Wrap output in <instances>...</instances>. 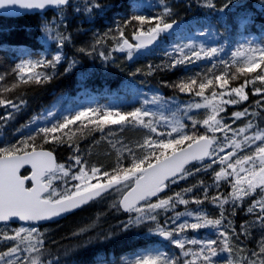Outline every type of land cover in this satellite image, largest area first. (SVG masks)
<instances>
[{
    "label": "trees",
    "instance_id": "1",
    "mask_svg": "<svg viewBox=\"0 0 264 264\" xmlns=\"http://www.w3.org/2000/svg\"><path fill=\"white\" fill-rule=\"evenodd\" d=\"M98 3L99 7L93 8L97 0H70L64 9L46 14L0 17V100L5 101L0 104V148L18 145L13 154L33 148L53 152L58 166H65L60 173L58 168L51 177L58 192L74 189L78 181L72 180L71 176L78 175L80 167L90 176L93 167L100 170L89 183H106L104 173L109 174L108 178L123 175L124 169L131 167L134 161L152 155L144 141L158 139L159 134L145 125L136 127L138 129L128 125L118 137L122 136L126 141L124 148L118 145L112 147L107 142L104 134L110 129L108 125L101 130L92 122L81 130L76 129V124H71L47 135L40 131L74 115L77 112L75 104H81L77 97L84 100L82 109H111L121 113L141 109L154 116L157 120L154 127L165 139L180 132L192 137L191 141L199 136H211L217 142L220 132L210 133L208 129L211 130L213 120L208 115L206 103L221 96L223 111L220 117L231 125L229 131L245 132L250 143L247 147L252 144L264 146L254 140L257 135L264 136V95L255 92L256 88L264 91V82L256 79V72L264 75V69L237 73L241 58L239 55L229 56L226 51L199 60L192 58V63L172 67L181 58V54L174 49L182 46L187 39L200 40V45L213 42L221 45L225 40L227 50L236 46L237 38L245 39L254 48L264 46L261 0H232L223 13L218 9L229 0H98ZM241 3L247 4L249 15L254 18L253 23L240 24L238 13ZM209 4L214 7H208ZM137 15L148 17L151 23L141 25L134 19ZM157 16L167 22H179L177 32L163 38L152 49L138 51L131 58L128 53L120 51L123 40L133 43L137 30L146 31L149 26H155L153 18ZM45 28L49 31L45 32ZM210 30H214L217 36ZM197 31H203L204 35ZM57 33L70 37L62 49L58 40L54 39ZM81 48L85 51L81 52ZM58 50L62 51L63 58L55 69L40 66L33 70L41 73V82H37L27 69L24 74L16 70V66L26 60L51 59ZM184 51L191 56L190 50ZM73 61L83 66V73L65 71ZM149 68L152 69L150 75L147 74ZM43 74L50 79L44 80ZM216 76L228 79V85L221 88L220 83L215 82ZM190 79H197L198 82L213 80L214 83L205 89L203 96L195 95V91H199L198 85L193 92L184 93L173 87ZM240 86H244L247 100H240L231 93V88ZM229 94L239 102L223 103L229 99ZM9 101L18 107L9 106ZM258 101L261 103L258 104ZM197 104L204 106L205 110L197 108ZM48 111H53V114L47 117ZM237 112L245 114L236 117L234 114ZM176 118L179 122L173 132ZM206 120L209 124L204 123ZM141 145H144L143 149ZM247 157L257 158L249 153ZM77 158L82 161L80 165L75 163ZM258 161L255 160L256 165H259ZM209 163L206 160L190 167L184 178L172 184L167 193L151 201L159 203L170 197L176 199L177 193L188 201L181 205L176 200L175 207L157 209L155 221L143 219L125 229L124 224L134 218L121 213L115 200L110 201L105 196L60 223L37 229V240L43 238L44 241L35 242V246L31 247L33 254L27 258L35 261L33 264H124V260L140 254L163 252L173 258L179 257L183 262L184 257L176 245L170 240L172 245L157 240L159 227L174 235L180 232L178 222L175 220L173 224V220L181 214L180 218L186 220L196 216V222L200 223L205 220L221 222L214 228H185L180 232V239L202 242L185 245L186 251L199 254L189 255L188 260H195V264H261L264 260V256L260 255L261 248H264V225L259 220L264 213L261 212L262 206L257 205L264 197V189L258 184L253 192L247 191L239 199L234 198L233 191L227 193L229 183L227 187L223 184L217 191ZM64 172H68L69 176L65 177ZM61 184H64L62 188ZM197 200L200 202L197 203ZM249 208L253 211L249 212ZM4 225L10 229L18 224ZM8 235L7 232L0 236V264H26L20 255V252L24 254V250L17 243L18 239ZM209 240L218 241L213 245L215 255L208 249L200 253L201 247ZM13 249L19 250L14 255H5Z\"/></svg>",
    "mask_w": 264,
    "mask_h": 264
},
{
    "label": "snow or ice",
    "instance_id": "2",
    "mask_svg": "<svg viewBox=\"0 0 264 264\" xmlns=\"http://www.w3.org/2000/svg\"><path fill=\"white\" fill-rule=\"evenodd\" d=\"M232 3V0H229V3L224 4V6L218 9L221 13H223ZM69 4V0H0V9L3 8H13L19 7L21 9L33 10V9H44L48 6H65ZM262 11H264V0H261ZM99 7V3L97 0V4L93 5V8ZM208 7H214V5L209 4ZM240 11L238 13L239 22L241 25L251 24L254 22L253 16L249 15V9L246 3H241L239 5ZM135 20L139 21L141 25L150 24L148 17L143 15H137L134 17ZM156 23L155 26H149L147 30H137V39L140 40L139 43L134 46L128 44L127 41H124L127 44L129 49L133 47L137 50L142 49L148 45L153 44L154 41L157 40L158 36L172 28V26L176 23V21L167 22L164 21L161 17L157 16L153 18ZM45 32L49 30L47 28L44 29ZM200 35H204V32L201 31ZM54 39L58 40L59 46L62 49L65 46L67 41H70L69 36H62L57 33ZM185 48H188L191 52V56L187 52L184 51ZM123 50V47H121ZM81 52L85 51V49L81 48ZM174 51L179 52L181 54V58L177 59L175 63L172 64V67H176L177 65H183L185 63H192V58L199 60L201 58L212 57L218 54L221 49L217 47H210L205 49L203 45L200 46V50H196L191 44H187L184 46H177ZM203 54V57L202 55ZM129 56L132 55V52L129 51ZM242 56L243 65L238 66L236 68V72L240 74L252 73L256 72L257 68L264 69V46L262 47H248L245 48L243 45L237 51L232 53L233 57ZM63 58L62 51L58 50L56 54L51 59L45 60H26L21 64L16 66V70L24 74L26 69L27 72L34 75L37 82H41V73H35L33 70L37 69L40 66L43 68H52L55 69L57 64L61 62ZM75 61L69 65L65 71H70L74 66ZM139 71V70H138ZM152 69L149 68L147 74H151ZM23 78V76H22ZM31 78V77H30ZM238 78V77H233ZM43 79L48 80L50 77L47 74H43ZM256 79L264 82V75H261L259 72H256ZM215 82H219L221 88L225 85H228L229 80L222 77L216 76ZM214 83L213 80H208L207 82H198L197 79H190L187 82H183L179 85H173V87H178L179 91L184 92H193L198 85L199 91H195L196 96H203L204 91L209 85ZM256 94L264 95V91L261 88L255 89ZM231 93H234L235 96L239 97L240 100H247L248 97L245 94L244 86L233 87L231 88ZM215 95V93H214ZM223 95V93H220ZM239 101L232 98L231 94H229V99L224 101L223 103H231L236 104ZM4 100H0V104H4ZM261 103L258 101V104ZM9 106L18 107L8 102ZM197 108L201 107V105L197 104ZM223 111V109H220ZM247 109L245 110V113ZM245 113L237 112L234 115L236 117H240ZM118 117V119H112V117ZM149 113L145 111H141V109H135L134 111L121 113L120 111H114L111 109L100 111L96 108H84L74 115L65 117L63 122L55 125L51 128H41L40 131L47 135L52 132L55 133L57 129H64L68 125L74 124L77 121L82 119H89L93 123H96L97 127L102 130L104 125H117L123 124L125 122L132 123H140L144 124L145 127L148 125L145 124L144 118L148 117ZM213 121H216V127H219V121L215 116L211 118ZM205 124H209V121H205ZM153 133L157 132L155 127L151 128ZM176 130L173 129V132ZM171 136V134H169ZM31 139V138H30ZM193 138L188 135H179L178 138L171 137L165 139L163 134H159L158 139L145 140L144 145H147L149 151H151V156H145L144 159L139 160L138 162L134 161L129 168L124 169L123 175H111V178H108V173H104L105 179H107V183H89L88 181L97 177L99 173V169L93 167L91 169V177L86 173L83 167L79 168L78 175H72L71 179L74 181H83L84 183H77L74 185V190L68 191L67 189L64 192H57L54 185L51 182V177L54 175V164L52 161V153L51 152H37L35 148H33L31 154L36 156L37 154H42V159L46 162L40 166L39 172L31 173L30 176H21L18 174L20 170V166L13 165L10 163L11 155L15 151L17 146L11 148H0V155L8 157L7 160L3 162L4 168L8 171V175L5 182V190L2 195H0V222H7L12 218H18L20 221H41L46 220L55 216H58L62 213H65L71 209L78 207L80 204L86 203L87 200L91 199L94 195L99 196L102 190L113 188L116 185L124 184L125 186L131 184L133 181L135 182V187L132 188V191L125 196L124 200L121 202L124 206V210L126 212L132 213L135 212L137 214V219L133 221L131 218L124 224V228L126 229L132 223H140L143 219H148L155 221L157 219L156 210L161 208H166L168 206L175 207L176 200H178L179 204L185 205L188 203L187 200L180 198V194H176V199L169 198V200H160L159 203H152L151 197L156 196L158 192L161 191L162 187H167L169 184H174L178 179H183L184 175L187 173V169L185 165L189 163V160L202 161L204 157L210 156L212 153V141L209 140L205 136H199L196 139L195 149H193L191 140ZM254 140L260 141L264 144V136L257 135L254 137ZM185 141H190L187 149L183 147ZM23 143V142H22ZM144 145H141L143 149ZM170 150V154H169ZM256 152L259 154L257 158L253 157H245V163L255 164V160L258 159L261 167L259 168L258 175L255 171H252L251 177L248 180L249 188L254 187L253 180H259V186L264 189V146H258L256 148ZM158 153V154H157ZM20 156V155H16ZM75 163L80 165L82 161L77 158ZM220 163L223 164L224 160L221 159ZM237 163H241V161H237ZM64 165H59L58 168L60 171L64 170ZM211 167V165H209ZM228 167L232 168L233 165L231 162L228 163ZM199 171V169H197ZM241 171H245L244 168H241ZM38 175V179H37ZM225 173L223 171L216 173V179L219 180ZM64 176L68 177L69 173L64 172ZM31 181L32 186L26 187V182ZM39 183L42 185V189L37 192L36 185ZM241 181L237 178V184H240ZM65 185H67V180H65ZM187 191H191L188 189ZM240 191V189H237ZM245 194H247V189L244 190ZM207 192V189H205ZM141 202L142 205H141ZM200 201L197 200V203ZM249 212H252L253 209L249 208ZM261 212L264 213V207L261 208ZM181 214H177L175 219L173 220V224H175V220L180 218ZM188 215H191L189 213ZM259 222L261 225H264V216L260 217ZM221 222L220 220H205L203 223H191L187 222L179 224L180 232H183L185 228H190L193 230L205 228V227H216ZM20 232L26 231L25 228H20ZM30 233H36V228L28 229ZM180 232H177L175 235L173 232L167 231L164 227L158 228V234L160 236L169 239L173 244H175L180 250L184 257L183 262H181L179 257L173 258L170 255H167L163 252L153 253H145L140 254L135 257L134 260L128 262V264H195V260H188L187 257L189 255L198 256L197 253H192L190 250H185L186 244L197 245L202 242L197 239L183 240L178 238ZM19 234V233H18ZM224 236V233L220 234ZM227 237H225V240ZM218 243L217 240H209L206 245L202 246L200 249V253H203L205 249L211 250L212 254L215 255V249L213 245ZM19 249H13L9 253H6V256L14 255L16 251ZM260 255L264 256V248H261ZM207 259V257H205ZM261 264H264V260H262Z\"/></svg>",
    "mask_w": 264,
    "mask_h": 264
},
{
    "label": "rangeland",
    "instance_id": "3",
    "mask_svg": "<svg viewBox=\"0 0 264 264\" xmlns=\"http://www.w3.org/2000/svg\"><path fill=\"white\" fill-rule=\"evenodd\" d=\"M212 31L215 35V31L214 30H210ZM200 31H197L196 33H199ZM198 35V34H197ZM187 37H190L189 35H186ZM185 36V37H186ZM195 36V35H193ZM217 36V35H216ZM183 37V38H185ZM221 39V38H220ZM219 40V38L217 39V41ZM223 40V39H221ZM241 40H245L242 38H237L236 41V46H234L231 49L226 48L227 46V41H222L221 45H217L216 42H213L211 44H204V48H210V47H217L219 49H221V51H226V53H228L229 56H232V53L234 51H237L240 46H241ZM248 42V41H247ZM200 43L201 41H197L195 39H187L186 41H183L182 46L187 45V44H191L193 47L196 48V50H200ZM245 48L250 47V45L248 47H246L245 45H243ZM184 50H189L188 48H185ZM120 51H121V47H120ZM124 51V50H122ZM132 55L129 56L130 58L135 56L138 53V50H132ZM233 57V56H232ZM240 59V66L243 65V58L242 56L239 55ZM71 70L77 72V73H83L84 72V68L82 65H79L78 63H75L74 66L71 68ZM79 99L80 102H82L83 100L80 97H77ZM222 97L218 96L215 97L213 100H210L206 103V105L209 108L208 111V115L210 117L215 116L216 119L219 121V127H216V121H213L212 124V128L209 131L210 133L212 131H216V132H220V135L218 136L217 142H216V147H214V150L212 151L211 155L209 156V164H208V168H210L211 170V176H212V180L214 185H216V189L217 191L220 190L223 187V184H225L224 187H227L228 183L230 184V187L228 188L227 193H232L233 191V196L236 199H239L242 195L245 194V189H247V191L253 192L259 184V180L254 179L253 180V184L255 185L252 188H249L248 185V180L251 177L252 171H255L258 175L259 172V168L261 167L260 163L259 165L252 164V163H245V157L248 156V153L250 155H254L256 157H258V153L256 152V148L258 147V145L252 144L251 147H247L250 143L247 142V135L245 132L240 131V132H235L233 130H230L231 125L230 124H226L225 123V118L220 117L221 115V108H222ZM204 110L205 107L201 106ZM54 111H57V109H55ZM53 114V111H48L47 112V117L51 116ZM118 119V118H116ZM171 120V118L169 119ZM176 122L173 126V129L175 128L176 124L179 122V120L176 118L175 119ZM145 124H147L150 129L154 127V125L157 123V120L154 118V116H148L144 118ZM92 121H88L86 118L82 119L80 121L75 122L74 125L76 127V129H83L86 125L91 124ZM167 123V122H166ZM129 126H131L132 128L138 129L136 127H142L144 124H140V123H132V122H125L123 124H117L115 125V128H111L113 125H108L110 129H107L105 131L104 137L107 140V142L112 146H119L120 148H124L126 145V141L124 140V138L121 136L119 139V135L122 134V132H124V130ZM106 125H104L103 127H105ZM95 130V129H94ZM75 132V131H73ZM73 134V133H71ZM156 134H160L159 130H157ZM179 135H183L180 132L178 133V135L174 136L176 138L179 137ZM186 135V134H184ZM189 136V135H188ZM188 142L185 141L184 144ZM170 152V150H169ZM223 159L224 163L221 164L220 160ZM237 161H241V163H237ZM203 162V161H201ZM231 162V164L233 165L232 168L228 167V163ZM259 162V161H258ZM209 165H211V167H209ZM241 168H244L245 171H241ZM223 171L225 173L224 176H222L219 180L216 179V173L217 172H221ZM61 171H59L60 173ZM89 177H91L89 175ZM237 178L240 179L241 183L237 184ZM91 180V179H90ZM89 180V181H90ZM88 181V182H89ZM77 183H84L83 181H78ZM76 183V184H77ZM64 186V184H61V188ZM233 189V190H232ZM237 189H240V191H237ZM74 190V189H73ZM56 191L58 192V188L56 187ZM124 194V192L122 194L119 195V197L116 199L115 203L118 206V202L119 199L121 198V196ZM115 196V195H113ZM257 206H264V197L259 200V205ZM126 215H130L133 219V221H135L137 219V214L135 212L132 213H127ZM178 222V224L181 223H185L187 222L188 224L191 223H197L196 222V216L190 217L188 220L184 219V218H179L178 220H176ZM22 228V226H19V228L11 235V237H16L18 238L20 241H18V244L23 241V245H21V247L23 249H25V245L28 244V250H27V254L29 255L30 252H32V248L35 246V242H39V243H43L44 239L42 238L41 240H37V231L36 233H30V231H28V229H31V227H23L26 229V231L24 232H20L19 229ZM4 233H7L6 230H0V235H3ZM19 233V234H18ZM36 235V236H35ZM173 244V243H172ZM175 245V244H173ZM23 253V252H22ZM155 254V253H154ZM25 255V254H24ZM23 256V254H22ZM27 257V256H26ZM24 257L22 259L23 262H25L26 264H31L32 260L30 258H26ZM136 256L128 258L126 260H124V264H128L129 261L134 260Z\"/></svg>",
    "mask_w": 264,
    "mask_h": 264
},
{
    "label": "water",
    "instance_id": "4",
    "mask_svg": "<svg viewBox=\"0 0 264 264\" xmlns=\"http://www.w3.org/2000/svg\"><path fill=\"white\" fill-rule=\"evenodd\" d=\"M66 6V5H65ZM65 6H48L44 9H33V10H27V9H21L19 7H13V8H3V9H0V17H6V18H18V17H21L22 15H34V14H41V13H47L49 10H54V9H63ZM179 26V23H175L172 28H170L169 30L161 33L160 35H163V36H168L170 35L171 33H173L177 27ZM159 35V36H160ZM159 36L157 38L156 41L153 42V44L151 45H148L144 48H149V47H152L153 45H155L158 40H159ZM137 34L133 36V41L135 44L139 43L140 40H138L137 38ZM127 41V40H125ZM128 42V41H127ZM128 44H131L133 45L132 43L128 42ZM134 46V45H133ZM122 47L126 50V51H129L131 49L128 48L127 44L124 43V41L122 42ZM134 48V47H133ZM132 48V49H133ZM209 140H211L210 138H208ZM212 141V140H211ZM195 143L196 141L192 142V146H193V149H195ZM213 145V143H212ZM188 146L184 147L185 149H187ZM37 152H50L49 150H45V149H40V150H36ZM32 151L30 152H26V153H31ZM26 153H23V154H11V161L10 163L13 164V165H17V166H20V170L18 172V174L21 175L22 171L23 170H29L30 171V174L28 176L31 175V173H37L39 172V169H40V166L43 164V163H46L43 159H42V154H37L36 156H33L31 154H26ZM52 153V152H51ZM16 155H20V156H16ZM208 157V156H207ZM207 157H204V159H206ZM8 157H5V156H0V195L3 194L4 190H5V182H6V178H7V175H8V171L4 168L3 166V162L5 160H7ZM52 161H53V164H54V170L56 169V158L54 156V154L52 153ZM195 162H198V161H195V160H189V163L185 165V168L189 167L190 165H192L193 163ZM22 176V175H21ZM37 179H38V175H37ZM27 183H30V185L32 186V182L31 181H27ZM30 186V187H31ZM117 186V185H116ZM114 186V187H116ZM113 187V188H114ZM135 187V182L133 184V187ZM113 188H110V189H106V190H102L101 191V194L99 196H93L91 199L87 200L86 203H83V204H80L78 207L74 208V209H71L65 213H62L58 216H55V217H52V218H49V219H46V220H41V221H22L24 223H27V224H48V223H54V222H58V221H61L63 220L65 217H68L69 215H71L72 213L78 211L79 209H81L82 207L88 205L91 201L97 199L98 197H100L101 195H103L104 193L110 191L111 189ZM132 188L129 189L124 195L123 197L121 198L120 202H119V206L121 208V210L124 212V213H128L124 210V206L123 204L121 203L125 196H127L131 191H132ZM42 189V185H40L39 183H37L36 185V190L37 192L40 191ZM165 189L162 187L161 191L157 193L156 196H158L159 194H161ZM156 196H153L151 197L150 199L156 197ZM143 202H141L142 204ZM12 220H19L18 218H12L11 220L7 221V222H10ZM2 223V222H0ZM160 240H167L165 237L163 236H160Z\"/></svg>",
    "mask_w": 264,
    "mask_h": 264
}]
</instances>
